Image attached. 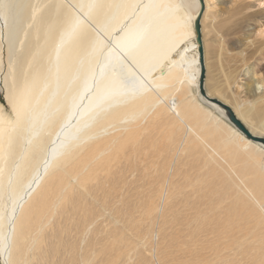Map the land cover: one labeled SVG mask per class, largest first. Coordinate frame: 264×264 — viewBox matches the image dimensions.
Returning <instances> with one entry per match:
<instances>
[{"label":"bare ground","instance_id":"bare-ground-1","mask_svg":"<svg viewBox=\"0 0 264 264\" xmlns=\"http://www.w3.org/2000/svg\"><path fill=\"white\" fill-rule=\"evenodd\" d=\"M213 1L202 0L204 90L264 137L260 73L243 83L248 103L231 89L238 68L210 76ZM200 8L0 0V82L14 113L0 108L2 264H264V146L200 93ZM132 149L142 155L127 167ZM191 149L197 164L184 169Z\"/></svg>","mask_w":264,"mask_h":264},{"label":"rangeland","instance_id":"rangeland-1","mask_svg":"<svg viewBox=\"0 0 264 264\" xmlns=\"http://www.w3.org/2000/svg\"><path fill=\"white\" fill-rule=\"evenodd\" d=\"M213 6V17L207 20L204 25L207 29V32L205 31V33L207 34L205 40H207L209 47L207 61L208 64H211H209L210 76H212V79H214L215 81L218 80L224 82V78L226 77L225 75L232 73L234 70H236L235 72H238L239 69L238 73L240 77H238L237 79L239 86L236 87L233 85L231 89H236V91L238 92V99L246 100V103H248L250 101V98L245 92L243 83L249 82L248 79L253 77V72L251 71L255 70L260 73V76L264 80V0H222V2L221 0H214ZM0 25L2 27L4 25L1 15ZM4 48L5 45L3 43L1 51L2 54L5 56ZM3 55L2 60L5 64V57ZM246 67H249L250 69L245 75L243 73V69ZM240 70L242 71V74L240 73ZM1 74L2 73H0V75ZM212 81L210 80L209 82L212 83ZM231 89L225 90L224 94L229 97ZM233 92L235 93V90H233ZM231 99L233 100L232 97ZM172 103L175 104V101ZM0 106L5 118L7 120H12L14 117V113L11 107L4 100V88L2 82H0ZM132 150H127L128 152L126 151V156L122 159L121 164H132L133 159L135 162H137L136 155H142V149H136L133 151ZM138 150L139 153L137 152ZM195 154L196 153L194 149H191L190 151L187 150L185 153H183V160L187 162L186 166L184 165L185 167L182 168L186 169V167L188 166L192 167V165L196 163L195 161V163H193V159H195L196 157ZM133 156H135L136 158ZM127 157L131 158L128 160ZM162 157L163 154H161L160 158ZM160 158H158L157 160H159ZM125 160L126 163H124ZM161 160L162 159H160V161ZM0 208H2L1 202ZM154 228L156 227L154 226ZM157 238V233L155 231L151 234L150 238L148 237V239H150V242L154 241V243L157 242ZM230 243L232 242H223L222 244L224 246H227ZM257 243L255 242V244ZM255 244H253V246H255ZM219 245H221V242H218V246ZM260 245H262V242ZM147 248L148 246L146 245H143L141 247V250L142 252H144V254H148ZM143 249H145L146 251H143ZM132 262L133 261L131 260L129 264H131ZM0 264H2L1 259Z\"/></svg>","mask_w":264,"mask_h":264},{"label":"water","instance_id":"water-1","mask_svg":"<svg viewBox=\"0 0 264 264\" xmlns=\"http://www.w3.org/2000/svg\"><path fill=\"white\" fill-rule=\"evenodd\" d=\"M204 10V5L201 0V8L199 10L198 16L194 23V30L196 35V41L198 43V50H199V60L201 65V71L199 76V90L200 93L208 100L213 103H216L221 108L224 109L227 120L231 122L244 136L248 139L252 140L253 142H257L264 146V137L256 136L250 132V130L237 118L232 108L222 102L221 100L215 97H209L205 90H204V81H205V64H204V48H203V40H202V33H201V16Z\"/></svg>","mask_w":264,"mask_h":264}]
</instances>
